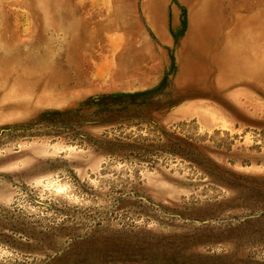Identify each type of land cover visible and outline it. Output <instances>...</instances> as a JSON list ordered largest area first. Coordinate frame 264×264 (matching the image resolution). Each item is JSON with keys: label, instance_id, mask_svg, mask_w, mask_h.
Returning a JSON list of instances; mask_svg holds the SVG:
<instances>
[{"label": "rangeland", "instance_id": "rangeland-1", "mask_svg": "<svg viewBox=\"0 0 264 264\" xmlns=\"http://www.w3.org/2000/svg\"><path fill=\"white\" fill-rule=\"evenodd\" d=\"M162 2L0 0V264H264V76L181 81ZM219 2L214 51L264 10Z\"/></svg>", "mask_w": 264, "mask_h": 264}, {"label": "bare ground", "instance_id": "bare-ground-1", "mask_svg": "<svg viewBox=\"0 0 264 264\" xmlns=\"http://www.w3.org/2000/svg\"><path fill=\"white\" fill-rule=\"evenodd\" d=\"M150 1L152 2V4L154 2V5L152 6H155V8L158 7L156 10L157 15L155 22L156 25L159 26L158 28H160L162 13H163L162 4L164 2H162V0H150ZM181 1L187 3L191 9L189 29L180 48L181 50L180 52L184 53V51H186L187 54L186 59L183 58L181 59V65H183V69L181 73L183 79L181 81L183 80L185 81V79H187V81L189 82L192 81L191 83H193L195 80L198 79H203V78L208 79L212 67L214 68V73H215L214 81L217 85L220 86H228L232 82L233 83L239 82L240 84L241 83L240 80H242L243 77L245 78L250 77L251 79H253L255 78L254 76L260 78L261 76L259 74L264 76V53L261 54V61H260L261 64H257L256 63L257 59L254 57L255 41H257L259 36L260 38L262 37L264 38L263 9L256 11L255 13H252L247 17L239 16V15L236 16L235 18L237 19L236 23L233 25L231 29H229L226 32L225 42L221 45L220 49H218L219 51H214L216 50L217 47L216 41L218 34L221 33V31L223 30V26L225 27L227 24L226 19H224L221 10L222 7L220 6V2H219L220 0H181ZM210 52L212 53V55H210L209 58H206ZM195 53L201 54L199 55L202 56V61L200 63H198L197 61L199 59V56L195 55ZM188 56L190 57L189 59ZM192 56L194 57L198 56V59L195 58V60H192ZM208 59L210 63L207 65L206 62ZM190 67L192 72L191 75L192 78L190 77V73L187 75ZM39 71L41 72V70ZM30 72L31 70H29V73ZM42 74H44V72H42ZM45 75L46 73L44 74V76ZM195 75L198 76L201 75V77L197 78ZM122 79L124 80V78ZM21 80L22 79H20V83ZM193 91L195 92L197 90H193Z\"/></svg>", "mask_w": 264, "mask_h": 264}, {"label": "trees", "instance_id": "trees-1", "mask_svg": "<svg viewBox=\"0 0 264 264\" xmlns=\"http://www.w3.org/2000/svg\"><path fill=\"white\" fill-rule=\"evenodd\" d=\"M141 93H136V94H130V93H123V94H108V95H104L101 99H93V98H88L85 101L82 102L80 108H85V107H91L93 105H98L99 107H101V105L108 103V100H113V99H117L120 97H130L132 98V96L134 95H139ZM123 99V98H122Z\"/></svg>", "mask_w": 264, "mask_h": 264}]
</instances>
